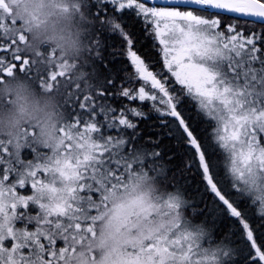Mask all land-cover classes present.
I'll return each mask as SVG.
<instances>
[{
	"label": "snow or ice",
	"instance_id": "1",
	"mask_svg": "<svg viewBox=\"0 0 264 264\" xmlns=\"http://www.w3.org/2000/svg\"><path fill=\"white\" fill-rule=\"evenodd\" d=\"M89 7L100 24L89 42L94 59L69 73L66 62L47 65L22 51L25 34H12L16 21L0 0V81L22 75L59 92L67 114L54 149L18 154L0 143V264H264V223L254 228L236 195L255 191L251 203L259 199L264 217V190L251 179L264 173V0H90ZM106 34L119 38L108 56ZM114 54L126 56L134 75L119 76ZM145 102L176 145L188 146L186 169L206 182L200 211L231 225L235 246L214 244L211 229L191 220L163 233L134 226L152 205L129 184L133 166L166 175L161 152L138 139ZM193 105L210 124L189 119ZM165 195L177 215L185 212L180 194Z\"/></svg>",
	"mask_w": 264,
	"mask_h": 264
},
{
	"label": "clouds",
	"instance_id": "2",
	"mask_svg": "<svg viewBox=\"0 0 264 264\" xmlns=\"http://www.w3.org/2000/svg\"><path fill=\"white\" fill-rule=\"evenodd\" d=\"M4 3L10 10V19L16 21L12 34L23 31L22 51L33 60L47 65L66 62L64 70L69 73L92 65L94 57L89 54V42L100 30V24L89 7L90 0H4ZM49 52L55 53L56 58L47 56ZM66 118L59 92L40 88L22 75L0 81V143L18 154L30 147L56 148L64 139L60 133L66 126ZM251 179L264 190V173L254 171ZM129 184L136 185V191L152 205L151 212L134 225L140 230L174 231L190 220L184 211L177 215V209L165 203L164 177L141 171L134 165ZM256 195L253 191L248 198ZM255 205L259 208V199Z\"/></svg>",
	"mask_w": 264,
	"mask_h": 264
},
{
	"label": "trees",
	"instance_id": "3",
	"mask_svg": "<svg viewBox=\"0 0 264 264\" xmlns=\"http://www.w3.org/2000/svg\"><path fill=\"white\" fill-rule=\"evenodd\" d=\"M138 27V25L133 26V32H135ZM242 27L255 28L256 31L260 30V26L258 25H243ZM139 31L142 35L143 29L140 28ZM106 35L109 37L107 40H104L103 36L101 39L104 40L105 56H108L111 52L112 45L119 47V38L113 37L112 34ZM150 43L151 41H145L144 44L141 45L139 54L146 55L143 50L145 47H148ZM104 62L107 63L108 60H105ZM111 65L119 72L121 78H124L125 73L134 75V69L132 68L130 61H127L126 56L124 55L114 54L111 57ZM72 89L74 91V88ZM139 104L140 102L136 101L133 103V106ZM141 106L147 113V118L136 121L137 130L140 132L138 139L145 148L149 150L155 149L161 152V157L159 159L166 170V175L164 177V188L166 192L178 193L182 198L189 202L188 207L185 209L186 215L190 218L193 224H203L206 228L211 229L214 244L220 243L221 241L225 244H231L232 246L238 244L239 241H235L234 236H232L233 232L231 225L226 224L223 221L213 220L210 213L206 214L205 212L200 211V209L204 208L203 199L200 196V193L203 191L202 185L206 182L199 181L193 172L186 169L185 157L182 153L184 148L188 146H177L173 138L166 134L164 126L159 123V120L161 119L159 115L150 111V104L145 102ZM189 112L191 113L189 119L197 121L198 127L203 128L205 124H210V122L204 120L202 115L197 113L194 105L189 108ZM206 131L210 133L211 127H208ZM151 141H158V143L153 144ZM29 158H31L30 154ZM220 166L221 169H223L222 163ZM236 195L239 197V205L241 208L247 209V215L250 218V223H253V227L255 228L256 225L264 223V217L258 215L257 206L253 205L251 200L244 197L242 194ZM230 219L234 220V218ZM259 231L260 229L257 228L254 235Z\"/></svg>",
	"mask_w": 264,
	"mask_h": 264
},
{
	"label": "rangeland",
	"instance_id": "4",
	"mask_svg": "<svg viewBox=\"0 0 264 264\" xmlns=\"http://www.w3.org/2000/svg\"><path fill=\"white\" fill-rule=\"evenodd\" d=\"M70 90L73 91V89H70ZM253 205H255V204H253ZM257 210H258V207H257ZM232 236H234L233 233H232ZM234 240L238 242V240L235 239V236H234Z\"/></svg>",
	"mask_w": 264,
	"mask_h": 264
}]
</instances>
